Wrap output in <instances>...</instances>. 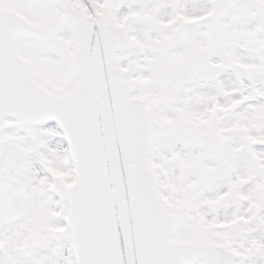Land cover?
Segmentation results:
<instances>
[{
    "label": "snow or ice",
    "instance_id": "1",
    "mask_svg": "<svg viewBox=\"0 0 264 264\" xmlns=\"http://www.w3.org/2000/svg\"><path fill=\"white\" fill-rule=\"evenodd\" d=\"M0 264H264V0H0Z\"/></svg>",
    "mask_w": 264,
    "mask_h": 264
}]
</instances>
